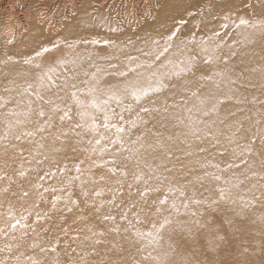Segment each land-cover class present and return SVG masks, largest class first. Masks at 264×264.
<instances>
[{"label": "rangeland", "instance_id": "obj_1", "mask_svg": "<svg viewBox=\"0 0 264 264\" xmlns=\"http://www.w3.org/2000/svg\"><path fill=\"white\" fill-rule=\"evenodd\" d=\"M229 6H231L233 12L240 10L239 13L248 16V18L256 13H264V0H0V51L8 52L9 57H12L11 60L23 58L20 59L18 65L21 76L15 82L2 88L5 94L0 93V96H11L15 103L17 100H31L32 116L35 109L52 111L49 109L53 108L50 104L37 99L31 92L25 93L23 96L17 95L28 83L36 80V74L40 69H36L34 65L25 64L24 59L33 56L34 52L41 47L47 46L52 50L42 57L36 58L34 63H40L42 68L52 66L54 69L59 70L62 65L58 61L64 60L65 53L68 52L67 55L72 54L75 46V44H72V47H66L67 42L65 39L67 37L66 40L73 42V38L77 37L78 34L88 32V34L97 36L95 39L103 41L99 38L101 34H104L103 26H110L112 27L109 28L111 30L125 32L124 34H127V36L134 34L137 37H141L142 33L146 32L145 30L154 29L156 36L164 32L163 40L159 44V47L162 48L165 45L164 38L171 31L179 28L176 37L171 41V51L176 46V39L183 25H187L189 29L197 30L200 24L203 23L202 21L206 22L209 19L223 16L226 12L221 14L220 11L228 9ZM88 18L94 23L97 22L95 32L81 27V24ZM181 20L184 21L183 24L179 23ZM236 24L230 28H228V25L224 27L226 23L223 20L217 28V31L223 33V38L220 41L213 42L209 40V43L195 49L192 46L189 47L188 56L196 57L191 72L171 70L169 72L164 71L161 75L156 74V78L152 77L145 85L135 83L136 88L147 89L148 95H143L139 102L134 101L131 97L124 99L125 105H133L131 111L125 109L123 112L126 118H129L132 112L134 113L133 118L139 126L136 131L140 134L156 136L158 133L162 135L163 139L158 143L152 144L155 141L149 138L142 139L140 143L133 145L131 143L133 138L129 137L128 140H125L123 146L110 145L103 153H93L89 142L85 141L81 135L89 133L90 139H92L95 134L90 130L76 128V124H72V115L79 111V109L75 110L77 108L75 104L70 105L72 108L69 113L71 119L61 121L59 117L63 112H53L56 115L55 124L52 126L54 133H52V130L49 131L50 127L46 125V120L38 115L31 118V123H28L22 129L9 133L15 138L16 135L20 134V131H35L37 127L44 129L42 132H37L35 136H21L22 139H19L26 144L31 140H35L32 151L28 153L16 151L17 157L20 156L19 165L28 163L25 160V158L28 159V156L29 161L33 158L34 162L30 164L32 166L30 169L39 174L36 185L40 184V188L34 187L39 194L35 210L30 213L23 210L14 214L17 218L22 214L27 216L28 218L23 223H26L28 228L20 229L17 226L16 231H11L8 225V235L2 238L6 240L8 245L14 247H8L7 251L15 252L16 257L20 259V264H31V260L26 259L27 257L36 260L38 264L73 263L78 260V256L73 254L82 251L87 252L84 264H99V256L106 258L105 264H141L140 259L133 262L124 261L125 256L122 257L121 255L125 253L124 250L132 247L131 244L134 237H136L133 229H141L143 225H146V227L151 225L144 217H141V222L137 223L132 214H127V220L121 219L125 209L118 201L112 199V196L109 195V188L110 183L115 179H119L122 175H120V171L112 174L108 169L115 167L123 170L118 164L119 160L124 159V162H126L129 159L133 161L136 156H141L143 159L144 149L147 150L144 154L151 153L153 157H159L161 159L160 166L163 168L170 167L169 171L175 168L181 171L187 163L194 167L201 160H209L208 163L201 164L206 168L207 173L212 174L208 176L213 183L223 184V187L235 185L243 190L251 207L255 203L264 205V159L259 157V149L264 150V40L259 42V38H257V41H255L257 34L250 25L244 26L243 30L238 29L237 36L230 40V33L237 31ZM167 28L169 30L165 31ZM79 31L81 32L79 33ZM53 44H57L58 47L52 48ZM201 48H204V51H201ZM84 49L92 56L91 58L87 52L86 57L92 60L94 67L96 69L101 68L102 78L106 83L109 81L114 82V79L117 80L120 77L113 75V73L126 71L129 66L135 67V63L146 62L144 67L137 70L143 72L145 77L149 72L155 73L153 68L161 65V62L165 61L170 53V51L166 53L160 60H155L152 56L148 59L150 61H138L137 59L131 64L126 63L123 68H118L116 62L111 63L112 61L108 59L106 62H102L95 57L107 55V52H109L108 44L87 43ZM209 57H211V60H209ZM242 58L246 65L237 64L238 72L228 71L231 78H224L227 74L226 63L230 60L240 62ZM148 64H151V68L145 71ZM112 65H115V67H111ZM0 67L3 70H8L9 63L3 62ZM87 72L89 70L84 73ZM105 72L108 74L104 75ZM192 72L196 76L194 79L196 81L190 83L187 80L192 77ZM165 73L168 78L183 77L186 80L181 94L165 95V93L176 91L177 89L174 86L163 87L159 91L154 90L159 87L161 81L164 85H167L164 79L161 78ZM212 73H223V76H215L212 81L200 79L202 75H211ZM90 74H93V72H90ZM131 75L134 76L135 73H129L128 76ZM122 78L124 77H120V79ZM142 79L140 78V80ZM16 82L17 85H15ZM105 82L99 81V84ZM169 83V85H172L173 79ZM98 87L100 88V86ZM218 88H223V90L217 91ZM5 89H9V91H5ZM40 91L45 101L48 100L47 96H55L53 91L48 89H40ZM193 92H197L201 99L206 100L205 110L211 109L213 105L216 107V110L209 111L207 116L194 113V117L202 121L198 125L199 132L202 133V135H199V139L193 136L186 126L187 113L184 111L185 108L192 107L193 104L197 103L196 98L192 96ZM162 94L164 96L160 98L159 96ZM78 96L85 101L91 99L86 91L78 92ZM52 102L63 109L65 104L70 103V94L67 99L58 100V103ZM15 103H9L8 107H13ZM20 107L23 108L25 105L21 104ZM110 107L117 113L121 112V106H118L115 101L110 103ZM141 107H148L150 111L141 113ZM137 113H139L140 119H137ZM95 115L98 118L97 123L100 124L102 114L96 112ZM178 117L179 119H177ZM76 120L80 122L79 115ZM180 120H183L184 123H181ZM111 122L113 123V121ZM120 126L128 129L131 127L129 123L123 122V120L118 123L117 127ZM2 130L5 131L4 124ZM99 131L106 136L114 137L116 130L115 128L105 130L101 127ZM125 133L121 134L124 138L127 136ZM205 133H210V135H205ZM56 136L60 138L56 139ZM96 138L99 137L96 136ZM15 140L17 139L15 138ZM188 140L193 141L184 145ZM143 145L146 146L144 149ZM151 145L155 149H151ZM237 145L241 147L238 148ZM84 147L88 149L87 152L83 151ZM128 147H135L138 150L140 148L141 151L129 153L126 150ZM243 147H250L251 151H242ZM148 149H151V151ZM200 149H204V151H200ZM135 163L141 162L136 161ZM256 163L262 168L259 172L260 175L250 177V171L252 172V168ZM76 164H80L81 171L79 173L75 169ZM216 165L219 167H215ZM59 168H65V171L61 173L58 171ZM184 169L186 172L190 169L192 171L191 167ZM52 172L56 173L55 176H51ZM46 173H49V176H45ZM215 175H219L221 179L219 181L213 179ZM40 176H45V179L40 180ZM77 176H79V179H76ZM101 176L105 177L103 181L100 180ZM179 176L177 174L172 175V185L175 181L179 183L180 180L175 179ZM4 177L5 172L0 171L1 194L7 193L10 188L8 184H4ZM122 177L133 183L149 180L145 178V175L144 177L142 175L140 181L134 180L133 175ZM185 179L183 183H185ZM192 183H198L196 177L193 178ZM178 185V187L175 185L172 187L176 191H164L163 193V197L167 195L168 201L176 204V209H172L176 212L172 220L177 217L179 212L189 207L191 209L201 207L199 210L202 212H209L211 208L214 209L204 203L200 207L198 204L193 207L189 200L190 197L185 193V187ZM92 186L101 192L100 196H96V200L101 203L105 202V204L96 221L91 220L92 228L89 231V229L86 230L83 227V218L88 216L91 206L90 201L95 197L78 192L82 187L89 190ZM45 189L48 190L45 191ZM181 191L184 193L183 196L180 195ZM138 193L140 191L136 192V194ZM148 195L149 193L146 194V198ZM55 197H59V199L55 201L56 207L53 208ZM163 197L160 196V198ZM14 199L18 200L19 198L15 196ZM72 201H75V203L73 204ZM144 202L145 200H143ZM184 202L188 203L187 208L183 206ZM69 208L71 211H68ZM94 212L95 216L98 215L96 207H94ZM37 213L43 219L37 220ZM106 215L114 217V220L105 221L103 217ZM7 220L6 223L9 224V215ZM128 221H132L133 224L132 235L129 233L131 228L128 227ZM208 221L210 231L206 230V234H215L224 239L229 238L231 234L228 231L227 223L218 217L215 212L212 211L208 214ZM28 222L32 225L31 229H29ZM168 228L169 226H166L164 230ZM113 229L118 230L114 231ZM125 229H128L127 234ZM164 230H162L163 240L161 244H165L168 240ZM22 232H26L27 235L22 237ZM85 237H88V239H85ZM35 238H40L42 241L39 247L32 248L30 245ZM64 240H68L72 244L70 245L72 250L69 251L67 258H63L62 251L59 249V244ZM142 244L144 243H140V245ZM191 244L197 246L200 244V239L196 240L195 238ZM51 245H55V251L51 250ZM257 245L259 248H264V239L258 242ZM167 246L169 245H165L166 248ZM40 247H44L47 251L41 252ZM235 247L236 244L230 248V255H233ZM239 248L244 247L239 244ZM89 249L94 251V256L88 253L87 250ZM119 252L121 260H118ZM153 252L151 250L146 253L148 255L151 253L149 257L152 258L155 257ZM75 257H77L76 260ZM153 263L156 264V260H153ZM214 264H231V258H228L225 262L219 261Z\"/></svg>", "mask_w": 264, "mask_h": 264}, {"label": "bare ground", "instance_id": "obj_2", "mask_svg": "<svg viewBox=\"0 0 264 264\" xmlns=\"http://www.w3.org/2000/svg\"><path fill=\"white\" fill-rule=\"evenodd\" d=\"M231 6H229L226 10L223 9L220 11L221 14L226 12L223 16H218L215 19H209L206 22L202 21L203 23L200 24L199 29L197 30L193 28L189 29L187 25H183V27L181 28V32L176 39V46H174V48L167 55L166 60L161 62V65L153 68L155 70V74L161 75L162 72H169L171 70H176L178 72L182 71L181 69L187 63V58L189 57V53H187L189 52V47L192 46V48L195 49L201 47L202 45L204 46V44H207L210 41H220L223 38V33L217 31V28L219 25H221V22H223V20H225L228 28L237 23V31H235L234 33H230V40L237 36L238 29L243 30L244 26H246L239 24L240 18H244L250 22V27L255 32V34H257L255 41H257V38H259V42L263 41L264 28H262L260 25L252 27L251 24L255 21H264V13H256L253 14L251 18H248V16L240 14V10H238L237 12H233L231 10ZM96 26L97 22L94 23V21H92L90 18L86 19L83 24H81V27H84V29L86 30H92L93 32H95ZM109 28L112 27L103 26L102 29H104V34H101L99 37L103 40H108L111 42L110 44H108L109 52H107V55L105 56L95 57L97 60H101L102 62H106L107 59L109 61H112L111 63L116 62L117 66H119L118 68H123L126 63H129L127 59L129 56L137 58L138 61H150L148 59H150L152 56H146L144 55V53H149L154 47H156V45H153L152 41L155 40L158 41L159 44H161L163 40L162 36L164 35L163 32L161 35L156 36L155 30L151 29L150 31L145 30L146 32H143L141 37H137L134 34H131V36H127V34H124L125 32L111 30ZM168 30L169 28H167L165 31ZM80 32L81 31H79V33ZM154 36L156 37L154 38ZM95 37L97 36H93L90 33L88 34V32L86 34L83 32L78 34L77 37H74L73 42L66 40L68 37L65 39V41L67 42V48L69 47L68 45L75 44V46L72 54L67 55V52L65 53L66 55H64V60L68 61V63L63 64L59 70L57 68L54 69V71L51 73V75L53 76V82H44V88L42 90L48 89L50 91H53V93L55 94V96H47L46 98L48 100L58 103V100L68 98V95L72 92V90H74V88H72V85H75V89L77 90L78 88L83 89L84 87H87L88 85L85 83L86 81H88L89 83H93V81L91 80L92 74H90V72L95 73L97 72V69L94 67V63L92 62V60L86 57L88 51L84 49L87 45V43H84V41H90L92 39H95ZM202 41L204 42L203 44L201 43ZM67 51H69V49H67ZM88 54L90 55L89 52ZM8 58V52L0 51V64L3 62L9 63L8 70H3V68L0 67V93L4 94L5 92L2 90V88L15 82L21 76V74L19 73L18 65L20 63V59H23L17 57L18 59L16 60H10ZM168 61H172V63H168ZM237 64L246 65V62H244L243 58L240 60V62H236L233 60L228 61L226 63L227 74L224 78H231L228 71L233 73L238 72ZM87 70H89V72L84 73ZM100 73L98 74L99 81L105 82V80L102 78V73ZM166 73L162 75L161 78L164 79L167 87L174 86L177 90L180 91H165L169 92L165 93V95H174L177 93L181 94V90L185 87L184 85L186 83V80H184L183 77L168 78V75ZM195 77L196 76H194L192 72V77L187 81L190 83L195 82ZM154 78H156V76ZM172 79L173 83H171L172 85H169V81ZM131 81L134 82V84L138 83L139 85H141L143 83L145 85L148 81H150V79L148 78V74L146 77L144 76L142 80L136 79L135 75H131L122 79H120L119 77L117 78V80L114 79V82L109 81L108 83L105 82L104 84H99L98 86H100L101 89L108 88L109 86L121 87L125 82ZM15 85H17V82ZM222 90L223 88L217 89V91ZM163 94L159 97L162 98L164 96ZM11 103H15V100L12 99ZM53 105L56 104L52 102L50 106L53 107ZM49 109L52 110V108ZM75 110L77 111L78 108H76ZM38 111L39 110L35 109L34 115L31 116V118L37 117L36 113ZM44 112L46 113V115L43 118L46 121H49L50 117L51 119L49 122L52 126H54L56 121L55 113L49 110H44ZM121 114L124 117L123 122L134 120L133 112L129 118H126L124 112H122ZM76 117H78V112L72 115V124L79 123L77 122ZM112 121L113 123H117L116 125L118 126V123L122 120H119V117H115ZM2 125V122H0V171L5 172L4 184H8L10 188L9 191H7V193L5 194H1L2 192H0V228H3L4 231L7 232L9 224L6 222H8L7 216L10 210L13 214H17L23 210L25 211V209L28 210L25 211L28 213L32 212V210H35L36 204H38L37 202L39 199V194L36 191L37 189H35L34 187L38 181L39 174L30 169L32 168L30 164H33L34 162L33 158H31L29 161L28 156V159L25 158L28 163L19 165L20 156L17 157L16 155V151H21L23 153L32 151V148L35 145V140H31L26 144L22 143V141L20 140H15L14 136L12 137L10 134L5 137V131L2 130ZM46 125L48 124L46 123ZM52 126L50 127L49 131L51 132L52 130V133H54ZM138 127L139 126H137V122L135 127H130V131H126L125 133V135L127 136L124 138V140H128L129 137L133 138V141H135L137 137H142V139L152 138L153 141H155L152 144H155L163 139V136L158 133L156 136L152 134H140V132L136 131ZM125 129L127 130L128 128ZM198 135H202V133L199 132ZM81 137H83L85 141L89 142L90 140L89 133H85L84 135H81ZM191 141H186L184 145L190 143ZM145 147L146 146L143 145V149ZM129 149H135V151L130 152ZM151 149H155L154 146L151 145ZM151 149L148 150L151 151ZM126 150L129 151V153H137L138 151H141L140 148L138 150L135 147H128L126 148ZM83 151L87 152L85 151V147L83 148ZM146 151L147 150L145 149L143 150V159L141 156H136L134 158L137 162L141 163H135V160L130 161L129 159L124 162L123 159L119 160L118 164H120V166L123 168V171L127 172L128 177H131L132 175L134 177L135 174H141L143 175V177L145 175V178L148 179L149 177H151V179L147 180V186L154 188L159 187L160 191L149 192L148 197L146 198L145 196V198L143 199L141 198L139 193L136 194V192H141L144 190L146 186L144 185V181L133 183L132 181H127L122 176H120L119 179H115L112 183H110L111 186L109 188V195L112 196V199L114 201H118L121 204L123 209L127 211V214H132L133 212H136V210H138V212L136 213L139 214L140 218L144 217L150 225L152 221L160 220L163 216H169V213H171L169 219L172 221V226L170 225L171 227L169 226L167 230H164L167 234L168 240L165 244L162 243L159 247L142 246L143 244L140 245V243L145 242L139 240L137 237H134V241L132 243L133 245L131 244L132 247L124 250L125 253L121 255L122 257L125 256L124 261L126 260L127 262H133L134 260L138 261L140 259L141 264H154L152 258H150L146 253L147 251L150 252L152 250L154 251V256H160L161 259L167 261V264H214L215 262L219 261L225 262L228 258H231V264H264V248H259L257 245L258 242L264 239V205H262L261 203L259 205L255 203L254 206L251 207L248 203L247 195H245L243 190L239 189L235 185H230L229 187H227L230 190L229 198L220 200L219 188L223 187V184L215 182L213 183V181L209 179V176H205V173H207L206 168L204 166L202 167L201 164L208 163L209 160H201L200 163L197 162L194 167H192L191 164L187 163L184 168L191 167L192 171L190 169L186 172L184 168L181 171L178 168L169 171L170 167H167L165 165L166 168H163L160 166L161 159H159V157H153L151 153L144 154L146 153ZM259 154V157H262L264 159L263 149H259ZM122 165L125 167H123ZM261 170L262 168L258 163H256L252 168V172L250 171V177L260 175L259 172ZM21 171L25 173L23 176L19 175ZM179 172H181L180 176ZM174 174H177V176H179L175 177V179L180 181L179 183H176L175 181L172 185L171 179L172 175ZM194 177L197 178L198 183H192ZM199 177H203V179H198ZM184 179L185 183H183ZM117 181H119V183H117ZM178 184L185 187L184 190L185 193L190 197V202L192 201V199L200 200L201 203L198 204L199 207L204 203L206 205H210L214 209L211 208L209 212H202L199 210L201 209V207L197 209H191V207H189L182 210V212H179L177 214V217L172 220L173 215L176 212H174L171 208V204L173 202L168 201L166 205L162 206L163 212L159 215H154L155 205L153 204V201L160 198V196L163 197V193L168 187H173L174 185L178 187ZM96 191L97 188L92 186L89 190L82 187V189L78 192L87 193V195H92L95 197V199H92L90 201L91 206L88 212V216L83 218L84 222L82 221L83 227L86 230L92 228L91 220L93 219L94 221H96V218H98L100 216V213H102V209L105 204V202L101 203L96 200V196L94 195V192ZM24 192H27L28 195L24 196ZM15 196H17L19 199L15 200ZM143 200H145L144 203ZM212 201H216V203H212ZM246 203L248 204V207H244ZM191 205L193 207L195 206V204H193L192 202ZM94 207L99 209L98 215L96 216ZM212 211L227 223L228 231L231 234L229 235V238L224 239L218 237L215 234H206V230L210 231L208 214H210ZM192 213H195V215H192ZM197 221H199V223H197ZM28 224L29 229H31L32 225H30V222H28ZM150 229L151 226L146 227V225H143L139 230L147 232ZM133 230L135 231V229ZM133 230L131 227V230L129 231L130 235L133 234ZM3 236L6 235L0 233V261H3V264H17V257L15 255V252L7 251L8 247L13 246L8 245L6 240L2 239ZM195 238L196 240L200 239V244H198L197 246L191 244ZM41 241L42 240L40 238H35L33 240V242H37L39 245ZM235 244L236 247L233 250V255H230V248ZM239 244H241V247L243 246L244 248L238 249ZM70 245L72 244H70L68 240H64L59 244V249L62 251L63 258H67V256L69 255V251L72 250V247H70ZM165 245H169L167 246L168 250ZM87 251L94 256V251H91L90 249ZM165 252L168 253L167 256L163 255V253ZM86 253V251H82L81 253L79 252L73 254L74 256H78V260L76 262L68 264H81V262L82 264H84ZM121 256L119 252L118 260H121ZM98 258L99 264H105L106 258L104 256H99ZM76 259L77 257H75V260ZM156 264H158V261H156Z\"/></svg>", "mask_w": 264, "mask_h": 264}, {"label": "snow or ice", "instance_id": "obj_3", "mask_svg": "<svg viewBox=\"0 0 264 264\" xmlns=\"http://www.w3.org/2000/svg\"><path fill=\"white\" fill-rule=\"evenodd\" d=\"M179 23L183 24L184 21L181 20L179 21ZM239 24L247 26L250 24V22L244 18H240ZM257 25H260L262 28H264V21H255V22H252L251 24L252 27H256ZM224 27H227V25H224ZM178 31H179V28L174 29L173 31H171V33L167 37L164 38L165 45L162 48L159 47L158 41H155V40L152 41L153 45H156V47H154L151 52L144 53V55L153 56L155 60H160V58L163 57L166 53H168L170 49L172 48L171 41L173 40L174 37H176ZM84 43H91V44L103 43L107 45V44H110L111 42L108 40L100 41L97 39H92L91 41H84ZM201 43L203 44L204 42L202 41ZM68 46L72 47V45H68ZM56 47H58L57 44L52 45V48H56ZM51 50H52L51 48L47 46H43L38 51H35L33 56H29L24 59L25 64L34 65V67L36 69H40V71L36 74V80L31 83H28L21 92L17 93L18 96H23L25 93L31 92L36 96L37 99L44 101V103H47V104L52 103V101L50 100H47V101L44 100L43 95H41L40 89L44 88L45 81L53 82V76L51 75V73L54 71V68L52 66H48L47 68H42L40 63H34V60L36 58L42 57L45 53H48ZM201 51H204V48H201ZM8 59L11 60L12 57H9ZM127 59L130 64L137 60V58L131 57V56H129ZM195 60H196L195 56H189L187 58V63L184 65V67L181 70L191 72L193 70V65H194ZM209 60H211V57H209ZM58 63L63 65V64L68 63V61L61 59L58 61ZM144 63L146 62L136 63L135 67L129 66L127 67L126 71H119L117 73H113V75H118L120 77H127L129 73H135L136 79L143 78L144 73L137 71V70L144 67ZM168 63H172V61H168ZM111 67H115V65H112ZM150 68H151V64H148L145 71H147ZM100 72H101V69L98 68L97 72L92 74L91 80L95 81V83H89L88 81H86L85 83L88 85L86 89H77L75 91H72L70 93V103L65 104L63 109H61L59 105H53V108H52L53 112H57V111L63 112V114L60 115L59 119L61 121H64L65 119H71L69 113L72 111V108L70 105L75 104L77 106V108L79 109L78 115L80 117V122L77 123L75 127L80 128V129L90 130L92 133L95 134V136H93V138L89 140V145L91 146V152L93 153H96V152L103 153L107 150V148L110 145L123 146L125 144L124 137L121 134L125 133L126 131H130V129L126 130L123 126L117 127V125L112 123L111 121L115 117H119V120H124V117L121 114L123 110L125 109L128 111L132 110V107H133L132 104H127V105L124 104L125 98L131 97L134 101L139 102L142 96L147 94V89L136 88L134 82H125L121 87L109 86L108 88L101 89L98 87V84H99L98 74ZM107 74H108L107 72L104 73V75H107ZM155 76H156L155 73H151V72L148 73L149 79ZM215 76H223V73H212L211 75H202L200 79L203 81H212ZM163 87H167V85H164L161 81L159 87L155 88L154 90L159 91L160 88H163ZM72 88L75 89L76 86L72 85ZM5 91H9V89H5ZM81 91H86L88 96L91 99H88L87 101L81 100L80 97L78 96V92H81ZM192 96L196 98L197 103L193 104L192 107L185 108L184 110L187 113V117H186L187 125L186 126L189 128V131L191 132V134L195 136L197 139H199L200 137L198 133L200 129L198 125L202 123V121L200 119L195 118L194 113H200L203 116H207L209 114V111H215L216 107L215 105H213L211 109L205 110L206 100L201 99L197 92H193ZM112 101H115L118 106H121V113L115 112V110L110 107V103ZM11 102H12L11 96L9 97L0 96V110H4V111H0V122H2L5 125V137L9 133H13L17 129H22L25 125H27L28 123H31L32 101L31 100H28V101L17 100L15 105L9 108L8 104ZM21 104H24L25 107L21 108L20 107ZM149 111L150 109L148 107L140 108L141 113H147ZM96 112H99L102 114V122L100 124L97 123L98 118L95 115ZM36 114L39 117H44L46 115L43 109H40ZM50 119L51 118L49 117V121ZM137 119H140L139 113H137ZM177 119H179V117ZM49 121H46L45 123H47L48 126L51 127L52 125ZM180 122L184 123L183 120H180ZM127 123H129L131 127L136 126V120L128 121ZM101 127L105 130H110V129L115 128L116 130L115 136L110 137V136L104 135L103 133L99 131ZM43 130L44 129L42 127H37L35 131H20V134L16 135L15 138L19 140L21 139V136H27V137L35 136L37 132H42ZM77 134L79 135V133ZM205 135H210V133H205ZM96 136H98L99 138H96ZM55 138L59 139L60 137L56 136ZM141 140H142V137H137V139L135 141H131V143L133 145H136L140 143ZM229 142L231 143L232 141L230 140ZM237 147L240 148L241 146L237 145ZM85 151H88V149H85ZM117 151H119V149H117ZM129 151L132 152V151H135V149H129ZM200 151H204V149H200ZM242 151L250 152L251 148L243 147ZM81 163L83 162L81 161ZM215 167H219V166L216 165ZM75 169L79 173L81 171L80 164H76ZM58 171L63 173L65 171V168H59ZM108 171L112 174H115L117 171H120V175L122 176L127 175L126 171L119 170L115 167L109 168ZM24 174L25 173L23 171L19 173V175L21 176H23ZM55 174H56L55 172H52L51 176H55ZM208 175H212V174L205 173V176H208ZM45 176H49V173H46ZM45 176H40L39 179L44 180ZM76 179H79V176H77ZM104 179H105L104 176L100 177L101 181H103ZM149 179H151V177H149ZM198 179H203V177H199ZM213 179L219 181L221 177L219 175H215L213 176ZM134 180L136 181L142 180V175L135 174ZM117 183H119V181H117ZM144 184L146 185L144 190L139 193V195L142 198H144L146 194L149 192H159L160 191L159 187L154 188V187L147 186L148 185L147 180L144 181ZM35 187L40 188V184L35 185ZM47 190L48 189H45V191ZM166 191L174 192L176 191V189L172 187H168ZM229 194H230L229 188L227 187L219 188V199L220 200L228 199ZM23 195L27 196L28 193L24 192ZM85 195H87V193H85ZM94 195L98 197L101 195V192L96 191L94 192ZM180 195L181 196L184 195L183 191L180 192ZM57 199H59V197H55L53 199V208L56 207L55 201ZM191 202L193 204L201 203L200 200H196V199H192ZM72 203L74 204L75 201H72ZM167 203H168L167 195H165L163 198H158L157 200L153 201V204L155 205L154 215L161 214L163 212L162 206L166 205ZM212 203H216V201H212ZM183 206L187 208L188 203L184 202ZM244 207H248V204L246 203ZM171 208L176 209L175 202L171 204ZM25 211H28V210L25 209ZM68 211H71V209L69 208ZM97 211H99V209H97ZM8 215L10 217L9 228L11 231H16L17 226H19L20 229L28 228V225L26 223H23V221H25L28 218L27 216L22 214L19 218H17L12 213L11 210L9 211ZM132 215L136 218L137 223L141 222V219L138 213L133 212ZM170 215L171 213H169V216ZM192 215H195V213H192ZM169 216H163L162 219L160 220L152 221L151 229L147 232H143V231H140L139 229H135V233H134L135 236L139 240L145 242L142 246L159 247L161 245V242L163 240L162 230H164L166 226H170L172 224V221L169 219ZM36 219L40 220V219H43V217L39 213H37ZM103 219L105 221L114 220V217L110 215H106L103 217ZM121 219L127 220V211H125V213L121 215ZM197 223H199V221H197ZM128 224L130 228L133 227L132 221H128ZM113 230L116 231L118 229H113ZM127 230L128 229H125V231ZM89 231H91V229H89ZM0 233H3L4 235L8 234L7 232L4 231L3 228H0ZM25 235H27L26 232L21 233L22 237ZM13 239H15V237H13ZM85 239H88V237H85ZM39 246L40 245L37 242H33L30 245V247L32 248H36ZM51 250L55 251V245H51ZM40 251L45 252L47 251V249H45L44 247H40ZM167 254H168L167 252L163 253L164 256H167ZM149 255H151V253H149ZM16 259H17V264H20L19 257H17ZM26 259L31 260V264H38L36 260L30 257H27ZM152 259L158 261V264H167V261L164 259H161L160 256L152 257ZM0 264H3V261H0Z\"/></svg>", "mask_w": 264, "mask_h": 264}]
</instances>
